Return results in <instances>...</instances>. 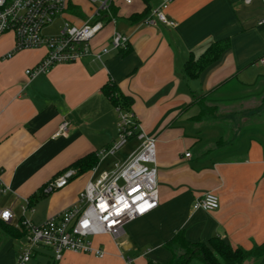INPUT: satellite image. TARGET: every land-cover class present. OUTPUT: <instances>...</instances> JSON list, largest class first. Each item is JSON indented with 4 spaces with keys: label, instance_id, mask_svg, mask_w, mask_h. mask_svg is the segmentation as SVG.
<instances>
[{
    "label": "crops",
    "instance_id": "crops-1",
    "mask_svg": "<svg viewBox=\"0 0 264 264\" xmlns=\"http://www.w3.org/2000/svg\"><path fill=\"white\" fill-rule=\"evenodd\" d=\"M165 1L176 26L145 24L147 8ZM70 5L60 17L64 22L80 25L94 13L89 4L84 19L79 2ZM112 7L123 21L108 23L93 48L109 46L113 32L121 31L130 50L112 49L102 61L88 56L59 63L30 79L26 70L42 60L45 49L8 56L14 35L0 38V172L12 189L0 195V205L13 207L18 220L40 224L78 202L95 166L81 174L72 165L118 139L119 115L102 91L113 80L134 98L129 111L141 130L156 138L159 205L128 222L121 242L98 235L94 241L104 257L67 251L55 264L167 261L171 253L164 244L179 230L192 242L218 236L247 250L264 243V26L258 25L264 0H113ZM227 38L231 46L219 60L197 78L185 75L190 58ZM207 93L217 111L204 118L188 106ZM65 120L67 133L57 134ZM134 142L122 160L139 145L137 139L129 143ZM117 160L106 159L98 172ZM66 171L74 172L68 184L48 190ZM207 192L219 196L220 207L194 209Z\"/></svg>",
    "mask_w": 264,
    "mask_h": 264
},
{
    "label": "built area",
    "instance_id": "built-area-1",
    "mask_svg": "<svg viewBox=\"0 0 264 264\" xmlns=\"http://www.w3.org/2000/svg\"><path fill=\"white\" fill-rule=\"evenodd\" d=\"M70 2L71 0H0V38L12 33L15 39V47L8 56L24 49L43 48L46 51L37 65L26 70L30 79L48 72L59 63H74L88 56L102 61L112 49L120 51L129 46L128 35L114 31L109 46L99 50L93 48V40L105 26L108 23L116 25L117 19L111 10L113 0H89L94 13L84 23L78 25L65 21L57 34L46 33L47 27L67 13ZM124 2L132 5L134 0ZM168 5L169 1H165L158 7H152L144 19L145 24L176 26V22L166 14ZM258 25L264 26V17L258 20ZM116 110L119 115L118 139L97 151L99 162L93 168L77 203L40 224H35L24 216L18 220L13 207L0 205V221L24 231L23 238L19 239L22 252L16 257V264L29 262L39 247L51 249L56 261L67 251L104 257V249L95 244L93 237L109 234L117 243L121 242L128 222L158 207L156 138L141 130L131 111L121 107H116ZM68 126L69 121H63L57 134L67 133ZM132 139H137L139 145L126 159L114 161L110 169L98 172L102 162L115 157ZM185 156L190 157L191 151L186 152ZM73 176V171H66L49 185L48 190L64 187ZM10 191L11 187L3 180L0 172V195ZM102 204L107 206V210L101 208ZM219 207L220 198L214 192L203 194L193 204L196 210L211 211ZM21 208L25 214L29 202L26 201ZM5 212L8 213L7 217L4 216Z\"/></svg>",
    "mask_w": 264,
    "mask_h": 264
},
{
    "label": "trees",
    "instance_id": "trees-1",
    "mask_svg": "<svg viewBox=\"0 0 264 264\" xmlns=\"http://www.w3.org/2000/svg\"><path fill=\"white\" fill-rule=\"evenodd\" d=\"M143 1L148 5L150 3V0ZM70 6L71 5H69V7ZM151 9V7H148L144 15H148ZM111 10L113 14H115V9L112 5ZM230 46L231 42L228 38L213 43L201 57L198 59L192 57L187 61L184 69L185 75L189 78L199 77L207 67L219 60ZM129 47L130 45L127 49H122L120 51L126 54L130 50ZM102 91L115 107L130 110L134 104V98L125 94L113 80L107 81L103 85ZM198 98L200 97H196L188 107L193 105ZM98 162L99 158L97 155L91 153L76 161L72 166L78 167L80 173L83 174L91 170ZM0 231L11 238L21 239L24 236V231L7 225L2 221H0ZM164 248L171 253V258L167 261L150 259L149 264H192L194 261L203 264H244L253 256L264 257V243L255 245L252 249L247 250L242 247H234L218 236L212 237L208 242H192L187 239L182 230L177 231L173 237L164 244ZM50 264H55V262H50ZM259 264H264V260Z\"/></svg>",
    "mask_w": 264,
    "mask_h": 264
},
{
    "label": "rangeland",
    "instance_id": "rangeland-1",
    "mask_svg": "<svg viewBox=\"0 0 264 264\" xmlns=\"http://www.w3.org/2000/svg\"><path fill=\"white\" fill-rule=\"evenodd\" d=\"M77 1L80 4V9L83 12V15L85 16L83 18L86 19L87 17H89L88 16L89 0H77ZM117 20H118V26H120L123 19L119 17ZM63 25H64V20L62 18H57L51 26L47 27L46 33L57 34L60 31V29L63 27ZM24 50H28V49H24ZM263 95L264 92L262 94V97ZM199 97L200 98H198L191 106L196 107V109L199 110L200 114H203L204 118L209 117L212 113L217 111L216 110L217 104L215 103L213 95L207 93ZM223 111L228 112L231 110L228 107ZM258 122L259 120L257 121V123ZM129 142L118 152L116 157L122 160L126 156L125 153L129 152L137 144V142L134 143H129ZM96 237H93L92 239L95 240ZM20 244H21L20 241L17 240L16 238H11L0 231V264H16V257L20 256L22 252V248ZM38 249L42 250L43 252L42 253L35 252L31 256L30 261L27 262L26 264H48V261L56 262L54 252L51 249L45 247H39ZM263 260L264 257L253 256L249 258L244 264H259ZM192 264H203V263L194 261Z\"/></svg>",
    "mask_w": 264,
    "mask_h": 264
},
{
    "label": "snow or ice",
    "instance_id": "snow-or-ice-1",
    "mask_svg": "<svg viewBox=\"0 0 264 264\" xmlns=\"http://www.w3.org/2000/svg\"><path fill=\"white\" fill-rule=\"evenodd\" d=\"M150 206H151V205H149V207H150ZM101 208L104 209V210H107V206L104 205V204L101 205ZM7 215H8V213L5 212V213H4V216L7 217ZM117 215H119V212H117Z\"/></svg>",
    "mask_w": 264,
    "mask_h": 264
}]
</instances>
